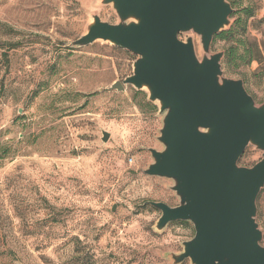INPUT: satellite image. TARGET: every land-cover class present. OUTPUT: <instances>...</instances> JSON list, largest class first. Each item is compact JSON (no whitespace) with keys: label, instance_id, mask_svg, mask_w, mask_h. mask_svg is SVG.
I'll list each match as a JSON object with an SVG mask.
<instances>
[{"label":"rangeland","instance_id":"rangeland-1","mask_svg":"<svg viewBox=\"0 0 264 264\" xmlns=\"http://www.w3.org/2000/svg\"><path fill=\"white\" fill-rule=\"evenodd\" d=\"M229 1L232 23L253 12L239 32L255 60L240 48L229 65L223 58L224 75L243 79L261 104L264 0ZM95 12L119 21L100 0H0V264H174L171 253L195 234L182 220L157 230L161 211L147 203L180 200L173 180L144 172L149 148H163L159 103L129 84L111 89L137 55L104 41L69 46ZM189 36L201 57L200 37L180 34ZM236 39L213 41L211 52ZM261 158L248 145L239 164ZM257 207L264 244V187Z\"/></svg>","mask_w":264,"mask_h":264},{"label":"water","instance_id":"water-1","mask_svg":"<svg viewBox=\"0 0 264 264\" xmlns=\"http://www.w3.org/2000/svg\"><path fill=\"white\" fill-rule=\"evenodd\" d=\"M119 21L91 15L86 32L69 46L109 42L137 55L133 73L111 89H146L163 115L158 140L149 148V176L173 180L179 204L147 201L161 211L156 229L190 221L194 236L171 253L174 264H264L257 198L264 187V103L257 104L243 79L224 75L225 51L211 52L214 36L231 27L229 0H100ZM200 37L202 56L194 38ZM109 133L103 132L107 141ZM262 151L253 166L239 160L246 147Z\"/></svg>","mask_w":264,"mask_h":264},{"label":"trees","instance_id":"trees-1","mask_svg":"<svg viewBox=\"0 0 264 264\" xmlns=\"http://www.w3.org/2000/svg\"><path fill=\"white\" fill-rule=\"evenodd\" d=\"M231 3H232V5L235 4V2H233V1H231ZM242 13H244L245 18L244 17L237 18V20L231 25L230 28H228L227 30L221 31L220 33H218L214 36L213 41H217V40H226L231 35L232 36L237 35V39L235 41L236 44L230 46L225 51L224 63L226 65H229L232 62V60L239 57L237 50H239L240 48L243 49V53L240 55L241 58H243L244 56H249L250 57L249 62H252L253 60H255V58L253 56L252 48H250L249 46L246 45V40L244 38H242V36L239 32V28L245 26V24L247 23V20L253 15V12H252L250 7H246V8L242 9ZM4 54L6 55V52H4ZM3 151H5V150L3 149Z\"/></svg>","mask_w":264,"mask_h":264}]
</instances>
